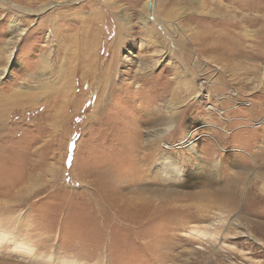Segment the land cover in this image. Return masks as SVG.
Segmentation results:
<instances>
[{
    "label": "rangeland",
    "instance_id": "1",
    "mask_svg": "<svg viewBox=\"0 0 264 264\" xmlns=\"http://www.w3.org/2000/svg\"><path fill=\"white\" fill-rule=\"evenodd\" d=\"M11 53L0 264H264V0H0ZM165 154L202 178L144 210Z\"/></svg>",
    "mask_w": 264,
    "mask_h": 264
},
{
    "label": "bare ground",
    "instance_id": "2",
    "mask_svg": "<svg viewBox=\"0 0 264 264\" xmlns=\"http://www.w3.org/2000/svg\"><path fill=\"white\" fill-rule=\"evenodd\" d=\"M148 7H149V4H148ZM36 16H38V13L36 14ZM21 34H19L18 37H20ZM116 58H115V56H113V59L108 64L109 68H110V66L113 65V63H115ZM12 62L13 61H12V53H11V54H9V56H7L6 63L3 66V72L0 74V80H2L4 78V75L8 71V68ZM48 79H49L48 74L43 76L44 81H47ZM185 83H184V81H181V82H179V85L184 84V86L186 87ZM6 105H7V103H6ZM95 109H96L95 115H97L99 113V109H97V107ZM177 113H178L177 111L171 113L167 117L165 122L158 123V128H156V130H154L152 132V134L150 131H148L149 132L148 133L149 138L154 140V142L155 141H162L161 139H163L171 131L172 126L175 123V120L177 118L176 117ZM4 116H6V114H3L2 117L0 116L1 117L0 120ZM2 126L4 127V125H2ZM2 126H1V128H2ZM157 143H159V142H157ZM157 143H156V145L158 148L159 145ZM179 145H184L188 150L194 152V149H195L194 148V142H190V140H188L187 137L182 139V141L179 142ZM166 148L168 149V151H171L175 148V146L166 144ZM155 156H157V153L154 152V153H151V156H149L148 154L144 155L143 159L145 161H149L147 164H150L151 159H153V157H155ZM198 157H201V156L198 155ZM153 168H154V170L152 169V167H150L149 171L146 172L147 173L146 174V180L147 181L145 184L147 186L142 190V192L140 194H138L136 196L137 200H138V204L141 207H143L144 210H147L148 208L153 210L155 206L165 208L166 210H169L170 208H172L175 205L174 202L176 201L177 197H179V195H178L179 193L177 194V196H170L173 193H175L176 191H178V190H176L177 188H175V187H177V185L186 186V181L188 183H193V182L196 183L198 178H202L201 174H202V170H203L199 164H194L193 171H190V167H188L187 162L183 161L180 158H172L171 156H169L167 154L158 158L157 163L153 164ZM208 171L211 174L216 171L217 173L212 174V175H217L219 172V169L217 168L216 165H211V166L205 167L204 172L206 173ZM196 174H198L199 177H196ZM212 175L210 177H212ZM152 177H156L155 180H158V183L161 185L160 189L165 191L166 195L165 194L160 195V192L158 189H153V185H155V184L151 181ZM148 189L151 191L147 192ZM180 189H181V187L179 188V190ZM262 192H264V185L262 187ZM210 195H206L202 192H199L194 197H197V198L203 197V198H206L207 200H209L210 202L218 203L219 195H216V194L215 195L210 194ZM183 196H185V195H183ZM188 200H190V199H188ZM179 203H181V202L179 201ZM154 211H156V209H154Z\"/></svg>",
    "mask_w": 264,
    "mask_h": 264
}]
</instances>
